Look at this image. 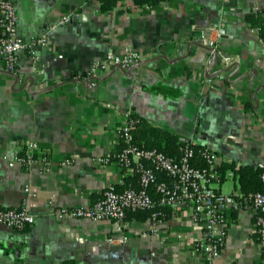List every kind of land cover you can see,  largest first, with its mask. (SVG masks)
I'll return each mask as SVG.
<instances>
[{"label": "crops", "instance_id": "1", "mask_svg": "<svg viewBox=\"0 0 264 264\" xmlns=\"http://www.w3.org/2000/svg\"><path fill=\"white\" fill-rule=\"evenodd\" d=\"M10 1L18 39L47 42L38 60L22 52L17 74L0 63V208L34 217L20 230L0 224V264H264L249 205L227 209L225 244L209 261L192 250L202 225L183 206L120 225L55 214L91 206L110 185L138 187L135 164L114 156L126 111L205 146L219 165L264 168V41L248 20L264 17V0H118L109 10L98 0ZM126 48L140 56L130 66L89 74ZM29 141L49 170L10 165ZM233 175L212 186L240 194Z\"/></svg>", "mask_w": 264, "mask_h": 264}, {"label": "built area", "instance_id": "2", "mask_svg": "<svg viewBox=\"0 0 264 264\" xmlns=\"http://www.w3.org/2000/svg\"><path fill=\"white\" fill-rule=\"evenodd\" d=\"M17 18L13 3L10 0H0V63L12 74H17L21 66L22 52L26 51L32 60H38L39 47L45 46L47 42L45 34L29 44L20 41L17 37ZM67 20L68 18H65L62 22ZM139 57L136 50L129 48L124 49L119 55L109 53L102 61L92 63L89 74L94 75L100 67L110 64L128 67ZM129 113L130 111L124 113L123 120L117 128L123 147L114 156L115 162L122 168L135 164L140 187L138 189L128 187L119 191L114 185H110L102 197L91 206L74 209L60 207L55 210L56 216L86 218L94 222L109 220L120 225L127 210L135 211L153 206L148 190L151 185H155L160 194L159 205L188 208L193 219L202 225V235L194 242L192 250L208 261L217 257L225 244L227 209L238 210L249 205L254 210L255 232L264 257V191L248 193L242 199L216 191L212 183L218 180V158L207 148L202 151L206 166L198 167L191 163L194 150L189 146H184L181 157L174 159L156 148L134 144L130 131L134 121L129 118ZM19 147L22 149L21 152L12 150L7 156L11 166L31 168L39 164L44 170H49L52 160L36 141H29ZM99 160L106 162L108 158ZM145 161L149 164L145 165L143 163ZM60 163L67 165L71 161L66 159ZM159 171L165 172L170 181L158 180ZM261 180L264 183V173ZM154 217L155 214L152 218ZM33 222V215L23 207L0 208V224L8 228L20 230Z\"/></svg>", "mask_w": 264, "mask_h": 264}, {"label": "trees", "instance_id": "3", "mask_svg": "<svg viewBox=\"0 0 264 264\" xmlns=\"http://www.w3.org/2000/svg\"><path fill=\"white\" fill-rule=\"evenodd\" d=\"M100 3V7L102 10H109L116 6L118 0H98ZM162 0H135L137 5H152ZM251 22L252 26H255L259 30V36L264 41V17H258L256 22L248 19ZM129 118L134 121V124L131 126V134H132V142L139 146H144L146 148H156L159 151H162L167 156L179 159L182 155L184 146H189L194 150V157L191 160V163L198 167H205V159L202 155V151L205 149V146L200 144H193V143H185L179 144L176 141V137L171 134L170 132L152 127L147 121L144 119L129 113ZM123 147V142L121 141V148ZM120 148V150H121ZM119 150V151H120ZM145 165L149 163L147 161L143 162ZM133 164V163H132ZM130 164L129 166H131ZM227 170L233 171V176L240 187V194L234 195L238 199H242L243 196L247 195L251 192L256 191H264V183L261 180V175L264 173V168L262 167H254L251 165H244L239 168H235L231 164L221 163L217 167L218 172V180L225 177ZM138 175V189L139 185V173L136 171ZM158 180H166L170 181L169 176L163 172L159 171L157 173ZM150 196L153 200V206L148 209H141V210H127L124 220L125 219H137V220H144L149 217H152L155 214L154 218L160 217L163 213H168L167 209L170 208L169 206L159 205V192L156 190L155 185H151L148 190ZM241 195V197H238ZM24 230V229H23Z\"/></svg>", "mask_w": 264, "mask_h": 264}]
</instances>
